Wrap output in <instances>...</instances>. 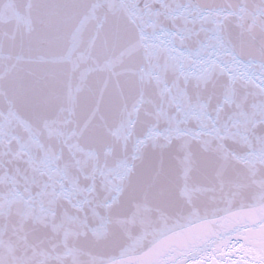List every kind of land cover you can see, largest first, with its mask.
Listing matches in <instances>:
<instances>
[{
	"label": "snow or ice",
	"instance_id": "6c2138e0",
	"mask_svg": "<svg viewBox=\"0 0 264 264\" xmlns=\"http://www.w3.org/2000/svg\"><path fill=\"white\" fill-rule=\"evenodd\" d=\"M0 264H264V0H0Z\"/></svg>",
	"mask_w": 264,
	"mask_h": 264
},
{
	"label": "water",
	"instance_id": "95a60500",
	"mask_svg": "<svg viewBox=\"0 0 264 264\" xmlns=\"http://www.w3.org/2000/svg\"><path fill=\"white\" fill-rule=\"evenodd\" d=\"M238 240L240 243H243V240L241 237L237 236L236 234H233L232 239L229 242V245L235 243ZM224 251L227 253V255L223 256V257H218V259H221V260H239L241 258V256H243V253L239 252L238 248H237V251H232V248L229 246V247H225Z\"/></svg>",
	"mask_w": 264,
	"mask_h": 264
}]
</instances>
